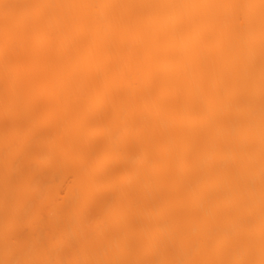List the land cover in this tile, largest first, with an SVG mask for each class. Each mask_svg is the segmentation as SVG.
<instances>
[{
  "label": "snow or ice",
  "instance_id": "6c2138e0",
  "mask_svg": "<svg viewBox=\"0 0 264 264\" xmlns=\"http://www.w3.org/2000/svg\"><path fill=\"white\" fill-rule=\"evenodd\" d=\"M257 8L261 24L258 259L251 105L235 119H224L217 107L219 93H214L207 72L222 58L226 32L243 31L248 25L251 37L248 13ZM98 9L108 10L107 14H99ZM178 65L186 79L171 73ZM220 84L227 90L223 76ZM193 97L203 105L198 120L190 119ZM0 98L5 146L0 163L13 194L8 216H19L25 228L40 224L45 210L57 215L55 202L67 197L61 196L63 189L45 190L39 177L47 167L68 159L78 176V192L71 202L77 213L72 227L82 237L102 239L105 233L96 230L97 222L116 219L118 210L134 205L150 209L153 215L166 211L178 231L184 230L185 219L195 210L191 224L202 238L192 241L193 258L168 259L175 242L162 239L156 258L137 254L110 260L67 259L59 264H264V0L258 5L221 0L118 4L0 0ZM233 100L240 104L238 95ZM178 110L179 126L175 118H162ZM21 114L28 125L40 129L43 144L27 143ZM153 115L160 118L169 153L185 163L191 161L186 169L188 196L179 201L163 195L159 185L142 190L138 175L121 171V147L141 139ZM185 119H189L190 138L182 134ZM211 121L216 127L206 128ZM101 130L107 133L104 140L99 138ZM98 170L105 177L102 184L96 179ZM202 174L227 180L230 198L205 197ZM121 175L125 179L117 182ZM73 191L70 186L69 194ZM225 215L227 224L222 220ZM159 231L168 233L167 227ZM242 237L248 240L246 258H195L204 244L219 253ZM58 243L69 255L75 253L71 241L58 240L55 228L47 236L32 234L27 240L17 233L0 264H49L41 257ZM17 253L27 258H15Z\"/></svg>",
  "mask_w": 264,
  "mask_h": 264
},
{
  "label": "bare ground",
  "instance_id": "6f19581e",
  "mask_svg": "<svg viewBox=\"0 0 264 264\" xmlns=\"http://www.w3.org/2000/svg\"><path fill=\"white\" fill-rule=\"evenodd\" d=\"M49 2L59 3H110L118 4L129 2V0H49ZM221 2H249L259 4V0H221ZM99 14H107L108 10L98 9ZM243 14V13H242ZM252 35H248V25L243 31H228L223 37L224 48L220 62L209 68L208 79L213 86L214 93L218 91L219 99L217 107L224 119H235L239 112H247L251 105V127L253 129L254 144L252 155L255 160L254 173L252 176V186L255 191L253 207L255 210L254 220L256 224L255 236V258H259V188H260V121H261V24L259 9L248 13ZM171 73L186 79L187 73L182 66L172 68ZM223 76L227 90L220 84ZM240 97V104L237 105L233 96ZM192 105L191 120L201 118L203 105L196 103L195 97L189 100ZM166 119L175 118L178 126L181 124L179 110L170 113ZM160 118L152 117L150 126L139 140L131 139L126 145L121 147V171L127 170L139 176L141 189H152L157 185L162 190L163 195L173 201L187 198L186 191L187 174L186 169L191 161L185 163L179 157L169 153L168 143L163 133V126L158 122ZM20 122L23 125L22 131L29 145L43 144V136L38 127H32L26 123V117L21 114ZM215 121L208 122L206 128L214 129ZM88 130L85 129V132ZM182 134L185 137L191 136L189 119H185L182 124ZM107 133L104 130L99 132L101 140L106 139ZM3 139V106L0 98V161L4 153ZM195 151V143L192 145ZM98 183H104L105 177L102 170L96 173ZM125 179L123 175L116 178L117 182ZM201 179L206 184L204 193L207 198L219 197L221 200H228L231 196L230 185L227 180L216 175H201ZM39 183L45 190L53 193L63 189V200H57L55 207L58 209L57 215L52 217L48 211L42 213V221L38 225L25 228L19 216L10 218L8 216V205L13 200V194L6 185L5 170L0 163V259L5 258L6 247L11 243V239L20 233L26 240L32 234L37 236L47 234L54 228L57 230L58 240H69L76 249L73 255L63 248L61 244H56L46 251L41 257L49 264H59L67 259H78L81 261L90 260H110L118 258H136L137 254L143 258H156L155 251L160 240L172 239L175 247L169 252L167 258L172 260H183L193 258L192 241L201 239L202 235L192 228V218L196 213L193 210L185 219L183 231H178L176 221L166 211L159 215H153L150 209H142L140 205L118 210V217L113 220L101 218L97 222V231L105 233L102 239L93 236L82 237L77 233L72 225L76 216V210L72 207V200L78 192V176L76 168L70 159L54 164L44 169L39 177ZM73 188V193L69 194V187ZM241 189L244 190V181H241ZM161 193L157 192L159 196ZM143 201H141L142 203ZM225 224L229 217L222 218ZM167 227V235L162 234L159 229ZM138 244L142 246L138 247ZM248 240L242 237L236 240L227 250L217 253L209 244H204L197 259H241L246 258ZM18 259L27 258L23 253H17Z\"/></svg>",
  "mask_w": 264,
  "mask_h": 264
}]
</instances>
